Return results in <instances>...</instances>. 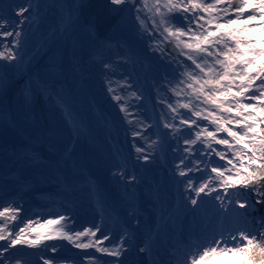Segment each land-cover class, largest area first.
I'll list each match as a JSON object with an SVG mask.
<instances>
[{"label":"snow or ice","instance_id":"1","mask_svg":"<svg viewBox=\"0 0 264 264\" xmlns=\"http://www.w3.org/2000/svg\"><path fill=\"white\" fill-rule=\"evenodd\" d=\"M141 2L143 8L139 7ZM107 3L114 13L135 12L134 18L145 31V21L140 13L147 9L159 16V24L153 26L162 27L160 35L165 40L174 38L175 46L181 49L180 54L191 61L194 67L186 69L182 73L186 79L179 81L184 85L181 91L187 90L185 94L189 100L179 106L191 111V116L196 119L181 117L179 123L191 128L197 125V120L203 119L209 122L212 130L200 127L195 139L184 140L187 146L184 151H190L200 141L205 149H209V156L215 154L226 163L209 161L207 178L202 176L199 184L182 168L178 175L186 178V189L191 193L188 200L192 206H199L200 200L208 197L216 202L217 213L234 212L236 223L242 217L246 224L243 228L220 227L202 233L185 245L173 264H264V213L252 216L249 211L255 212L256 205H264V0H213L210 4L203 0H152L151 4L149 0H107ZM38 7L32 0H22L18 4L0 0V37H13L12 42L0 51V60L11 63L19 58L15 49L23 34L22 26L29 21L26 14H31L34 19ZM230 11L234 18L224 19ZM12 12L18 19L11 18ZM246 12L250 14L245 16ZM174 13H192L190 18L185 16L189 26L185 28L174 23L177 18L170 15ZM192 24L196 25L195 29ZM7 27H12V31L3 30ZM109 67L104 64L105 69ZM108 91L113 93L114 100H120L111 87ZM131 95L137 96V93ZM201 104L205 107H200ZM169 108L173 113L177 112L172 105ZM120 111L127 112V108L121 105ZM175 127V124H164L165 129ZM221 133L225 134L222 138ZM132 135L137 137L141 133L133 131ZM213 142L224 146L231 156L213 148ZM135 151L139 154L138 159H149L143 154V148L135 147ZM196 170L203 171L198 165ZM129 180L134 181L135 177L131 176ZM240 209L245 211L241 213ZM19 211L18 207H4L0 210V218L7 224V221L17 219ZM65 221L64 216H59L37 223L36 227L29 221L15 232L0 226V241H6L0 256L17 246L38 248L44 245L56 252V247L46 242L62 239L76 249L94 248L96 252L113 257V264H123L121 257L129 250L125 247L128 243L126 233L111 247H104V242L111 238L108 235L98 238V226L95 230L74 231ZM82 238H87L86 242ZM138 251L148 256L152 254L151 245L141 246ZM176 251L173 248L169 254L175 255ZM41 259L42 264H55L54 258Z\"/></svg>","mask_w":264,"mask_h":264},{"label":"rangeland","instance_id":"2","mask_svg":"<svg viewBox=\"0 0 264 264\" xmlns=\"http://www.w3.org/2000/svg\"><path fill=\"white\" fill-rule=\"evenodd\" d=\"M87 1L88 0H38L37 4L40 5V10L45 13L44 17L40 16L39 12L35 14L34 19L31 18V14H26L29 16V22H26L27 24L29 23V33L23 34L25 38H19V45L15 49L19 58L11 63L0 60V62L2 61L3 63H7L8 66V69H5L4 71L3 69L1 70L2 66L0 64V73L2 74V87H5L4 90L6 91L7 95H9L10 100L5 101L3 96L6 95V93H2L0 91V105L3 102L5 105L6 103L8 104L11 102L18 108L17 99L23 92L22 95L26 97V100H24V105H20V110L17 109V111H15V115L20 113L22 114V117L23 115L27 116L25 110L31 109L38 116L37 121H35V127H38L39 125L40 128L44 130H50L52 127L54 130H57L56 140L54 141V144H50V146L56 148L55 154L53 155H56L57 158L63 157L67 152L63 148V145L57 143L63 140L66 142L67 134L63 127L64 123L62 122L63 117L60 115V108L51 105L53 104L52 102H54L52 98L50 100H41V97H39L40 94L36 91V89L33 90L32 86H26L24 88V85H19V83L15 84L17 79L16 72L34 70L30 67H33L35 63L39 65V68L36 69L37 71L41 69L42 65V72L40 71L39 74L46 80L42 81L44 85L47 84V81L50 82L54 78V72L57 74L61 71L60 81L62 82V89L60 90V88L55 86V97L64 94L65 89L69 86V91L67 94L70 92L71 94L68 97V103L65 105V107L72 117L74 115L77 116L74 122L80 127V138H77L78 144L75 146L73 151L74 158L72 163L69 164L70 166H68L67 171L79 174L83 173L81 168H89L101 176L105 190L109 191V188L112 189V192H115V186L112 185L111 177H108L107 174L108 169L111 170L109 167L111 166V161L108 159V144H106V142H104L105 140L99 137L100 135L97 134L101 132H97L96 130L95 115L97 120H99L101 115L104 116L100 104L104 106L107 99L111 101L115 110L119 112L118 118L122 121L123 132L126 133L124 130V123L131 130V144H141L138 147L143 148V154L149 157L146 162H152V156L154 155L153 147L150 145L154 143H151L152 141H150V136L148 135L149 131L147 129L148 123L146 124V120L149 119V117L143 112L145 109L140 108L141 112H139V109H135L133 106L134 99H131L132 95H129L128 97L125 96L127 92L133 91H126L124 86L127 89H131L132 84L126 71V59L123 55L119 56L117 54V50H121L122 54L128 56L129 62L133 61L132 64H140L141 69L145 73L144 78L148 80L146 91H148V93L154 99V102L159 109L162 124L171 122L170 120H167L169 112V117L171 118V114L174 115V123H178V125H181L179 123V117H183L184 119L190 118L189 115L191 111L187 112L186 116H184V112L187 109H182L180 112L181 107L179 105L184 103V100L187 101L188 96L185 94V91H187L186 89L185 91H181V89L184 88V85L180 84L179 81L185 80L186 77H184L182 73H184L186 69L194 66L191 65V61L187 59L186 55L180 54V48L179 54L176 55V57L165 52L163 47L165 41H172L175 44L177 41L172 37H169L168 40H165L164 36L160 35L162 32V27L155 28L153 26L154 23L157 25L159 24L160 17L154 15L153 12H148L147 9H144V11L140 13L141 18L145 21V29H147V31L142 29L139 22L134 18L136 15L135 12L125 11L122 13H114L111 11L112 14L117 16L118 20L107 34L108 40H104L99 44L97 42V32L94 29L93 19L87 25H83L82 23H79L81 20L77 18L79 6L86 3ZM6 2H8V0H6ZM151 2L152 0H149L150 4ZM203 2L205 4H210L213 3V0H203ZM46 3L48 4L49 8L43 9V7L46 6ZM111 7L112 6H110V8ZM124 7L127 8L128 6L125 5ZM139 7L143 8L142 2L139 4ZM49 9L50 12H48ZM46 12H48L47 15ZM249 14L250 12H246L245 16ZM170 15L176 16L177 19L174 23L178 25L182 24L185 28H187L189 25L185 20V16L190 18L193 14L174 13ZM197 15H204V13H197ZM231 18H234V13L230 11L228 16L224 17V19ZM200 23H203V21H200ZM191 27L195 29L196 25L192 24ZM164 35L166 36L167 34ZM27 39L28 46L25 48V42ZM182 39L186 40L187 37H183ZM11 42L12 41L9 39L0 42V51L4 50V45H9ZM72 57H74L75 60L77 58L79 69H82L80 77H84V84L78 81L80 77L76 72V65L71 62ZM84 61L86 63L90 62L89 68L84 66ZM49 63L54 64L55 67L54 70L47 72L46 69L49 67ZM105 63L110 65L108 69L104 68ZM94 65H96V67H94ZM29 71H26V73ZM58 79H54L53 85L58 83ZM109 81H111V84L108 83ZM22 84L25 83L23 82ZM78 86L79 88H77V90L80 94L79 96H77L75 91V88ZM109 87L114 90V94L116 96L120 97L119 101H116L112 98L113 93L108 91ZM91 100L94 101L93 103L98 105L96 112L93 110L94 104H90ZM121 105L127 108V112L120 111ZM169 105L175 107L177 112L173 113L171 108H169ZM202 106L204 107L205 105L201 104L200 107ZM2 110L3 108L0 106V112ZM94 112L96 114H94ZM22 123L25 124V121L22 120ZM86 123L87 126H85ZM21 127H23V125ZM184 127L186 129L189 128L187 125H184ZM200 127H209V130H212V126L207 120H203L200 125H196L195 127L192 126L191 129L187 130L196 133L200 130ZM161 130L164 131L165 128L162 127ZM2 131L3 127H1L0 122V132ZM133 131H139L141 135L133 137ZM224 135L225 134L221 133V138ZM52 137L53 136H49V139H52ZM164 139L167 142L173 141L174 132L172 131L167 133ZM198 142L200 144L198 147L204 148V145L201 144L200 141ZM179 147V149L177 146L175 148L177 150L184 151L182 146ZM186 147L187 146L184 148ZM173 149H171L172 152H174ZM57 152H61V155ZM47 153L49 154L48 156H52L50 151H47ZM134 154L136 156H133V158L136 161L138 160L139 162L142 160L138 159L137 152ZM194 154L198 155L197 153ZM201 160L202 159L200 157L192 159V165L190 168L191 173L195 171L199 176L207 173L208 169H210V164L208 166V164L205 162L203 165V162L201 164ZM142 162L145 161L142 160ZM225 163L226 161H224V164ZM53 165L56 164L51 163L49 166L53 167ZM72 165H74V170ZM87 165H89V167H87ZM197 165L203 171H197ZM154 166H156V164ZM175 167L178 168V164H176ZM35 169L39 171L38 167ZM46 169L47 167L40 169L45 170V174L41 178V181L47 185H51L53 182L51 179L53 173H48ZM57 169L54 170L55 173L57 172ZM154 172H149L148 174ZM33 173L34 170L31 172L32 176ZM47 175L49 177L45 178ZM73 178L76 179V175L73 176ZM117 197H119V195ZM115 198L116 197H114V199ZM205 200L207 202V209H202L200 214H198V218L203 214L204 216H202L203 218H200V224L188 223L187 226L189 228L187 229V232L189 234L196 233L199 231V229L203 228H206V230L210 232L220 227L243 228L246 226L245 222L242 220V217L239 218V223H236L237 217L234 212L228 213L227 215H221L216 211L215 201L208 197ZM136 202L137 200L134 201V204ZM199 206L201 207V204H199ZM244 211V209L239 210L241 213ZM131 216L136 215L132 214ZM8 223H15V220H9ZM36 224L37 222L34 220V225ZM7 229L10 231L8 226Z\"/></svg>","mask_w":264,"mask_h":264},{"label":"bare ground","instance_id":"3","mask_svg":"<svg viewBox=\"0 0 264 264\" xmlns=\"http://www.w3.org/2000/svg\"><path fill=\"white\" fill-rule=\"evenodd\" d=\"M8 2H13V3L18 4V3H21L22 0H8ZM37 2H38V0H32L33 4L37 3ZM39 7H40V5H39ZM47 8H49V6L46 3V6L43 7V9H47ZM38 12L40 13V16L45 15V13L43 11H41L40 9L38 10ZM48 12H50V9L48 10ZM48 12H46V15ZM10 16L13 19H18L15 17L14 12L10 13ZM22 27H23V34L29 33L28 32L29 23L28 24L25 23ZM3 30L12 31V27H7L6 29H3ZM0 31H2V30H0ZM23 34L21 37L25 38L23 36ZM6 39H9L10 41H12L13 37H8V38L0 37V42L5 41ZM27 46H28V44H26L25 48H27ZM178 50L180 51L179 48H178ZM117 54L119 56L120 55L124 56V54H122L121 52H118ZM49 64H50L49 67L46 69L47 72L54 70V67H55L54 64H52V63H49ZM2 68L4 71H5V69H8L7 63H3ZM54 77H59V73L55 74V72H54ZM30 78H31V74H30L28 80H30ZM24 79H25V76L20 75L18 77V79L15 81V84L19 83L21 80H24ZM78 81L84 84V77H80L78 79ZM77 88H79V86L75 88L77 96H79L80 94L78 93ZM84 92H86V91H84ZM40 93L41 94L39 97H41V100H46V99L50 100L52 98V100L54 102H52L53 104H51V103L50 104L52 106L60 108V110H59L61 112L60 115H61V117H64V119L62 118V120L64 122L63 127L66 129L70 128L71 124H68L69 120L65 119V117H67V115H68V111L65 109L64 105L59 102L60 100H58L57 97H53L47 91H42ZM85 95H86V93H85ZM93 102L94 101L91 100L90 104L91 105L94 104L93 110L96 112V108H98V105L96 103H93ZM186 102L187 101L184 100V103H186ZM153 104H156L154 102V99L148 100V99L140 97V96H138L136 98V105L139 108L147 109ZM182 109L183 108H180V112L182 111ZM95 112H94V114H96ZM187 112H189V110H186L184 112V116L187 115ZM169 115H170V112L167 116V120H170ZM116 116H119V114H117ZM149 117L150 118L147 119L148 122L146 120V124L148 123L150 125V127L153 129L152 131L148 132V135L150 136V141H152L151 143H154V144H150V145L153 147V153L155 152L154 153L155 155L152 156V158L154 159V162H152V164L157 165V171L154 173H151V174L156 181V186L158 187V189L161 192L165 189V185L167 183H169V185H170V192H169V195L167 197L168 208L166 210V216L164 218L163 224L168 229H172L175 232H179L181 225L184 228L188 229L189 228L187 226L188 223L200 224V222H199L200 218H203L202 216H204V214L199 218H198V214H200V211L202 209H204V210L207 209V207H206L207 202L205 200L207 197H204L200 200L201 207L200 206H192L190 204L188 197L191 195V193L189 190L186 189V178L180 177L178 175V171L180 170V167L184 171L188 172V169L191 168L193 158L200 157L203 160V161L201 160V164L203 162V165H204V163L206 162V164H208V166H209V161H212L215 164H220L218 162V161H220V159H219V157L215 156V154H212L211 156H209L207 154L209 152V149H206V153H204L200 147H197L194 145L191 147V150L189 152H185L183 150H181V151L177 150L175 148L176 146L178 149L180 148L179 146H182V148L185 149L184 147L186 145L184 144V140L186 138L195 139V133H193V131L187 130V129H191V128L186 129L183 125H178L172 121V122H170V124H175L176 127L172 128V129H165L164 131H162L158 126L154 127L152 117H155V116L150 114ZM189 117L191 119H196L195 117L191 116V113H190ZM95 120H96V130H97V132H101V133H97V134H99L100 135L99 137H101L105 140L104 142H106L108 144V139H109L110 143L117 142L121 146H126L127 144H131V140H129L128 135L125 132H123V130H122V121L121 120H115L114 118H112L110 120V119H108V117L106 115H104V116L101 115L99 120H97V117L95 115ZM202 121H203V119H200L199 122H197V125H200L202 123ZM164 124H163V127H164ZM28 125H30V124H28ZM85 126H87V123L85 124ZM195 126H193V127H195ZM177 129H179V131H177ZM34 130L35 129L33 127H28L26 130L23 131V135L21 136V139L25 140L26 139L25 135L28 134L29 132L34 131ZM172 131L174 132V140L171 141V143H169V144H163L162 137L164 138L167 133H170ZM38 143L39 144H52L53 142H51V140H49L48 142H46L44 140H38ZM27 144H28L27 146H24V144H23L22 147H24V148L30 147L31 148L32 142L29 141V142H27ZM57 144L63 145V148L66 150V146L64 145L65 144L64 140L59 141V143H57ZM133 146L138 147L139 145H128V151H130ZM211 146L213 148H216L218 151L226 152V154L229 157L231 156V153H227V150L225 149L224 146L216 145L214 142L212 143ZM171 149H173V151L177 152V153L172 152ZM124 150H126V149H123L122 151H124ZM132 150H134V147L132 148ZM194 153H197L198 155H195ZM7 157L8 156H5L4 158H0V163L6 162L5 159ZM205 158H207L208 162L205 160ZM67 159H68L67 161L71 164L73 158L71 156H69V157H67ZM182 159L184 161L183 164H181ZM139 160H141V159H139ZM38 163L47 167V170L52 172V173H55L54 170L57 169L56 165H53V167H52V166L47 165L45 162H38ZM176 164H178V166H180V165L181 166L177 168V167H175ZM187 164H189V165H187ZM87 167H89V165H87ZM109 167L111 168V166H109ZM105 172H107V171H105ZM108 172H115V170H108ZM144 173H146V174L149 173V168L146 166L144 167V172H140L138 174H144ZM188 175L194 180L195 183L197 182V184L201 182L200 178L202 176L204 178H207V173H204L202 176H199L195 171H193L192 173L188 172ZM135 181L138 183V181L136 179H135ZM144 181H147V179ZM51 202H52V200H51ZM50 204L51 203L48 204V207L50 206ZM27 206H30V205H27ZM249 211H250V215H252L253 212L251 210H249ZM204 221H206V220H204ZM155 227H156L155 223H152V225L150 226L151 237H152V242H153L151 244V248H153L154 251H156V253L161 255V256L170 255L169 254L170 251L173 248H175L177 251H176L175 255H173V256L177 259L181 255V250L185 247V246H183L185 244H181L180 240L174 241L173 238L170 236L171 231L164 232V233L169 234V235H166V242L161 240V239H156L155 234H154L155 233ZM164 231H165V229H164ZM206 231H207L206 228H203V229H199V231L196 233H192L191 234L192 239H189L186 243H188V244L192 243L196 238H199L201 236V234L206 232ZM140 232H142L143 234L146 235L147 230L146 231L141 230ZM126 234H127V236L130 235L131 231H128Z\"/></svg>","mask_w":264,"mask_h":264},{"label":"water","instance_id":"4","mask_svg":"<svg viewBox=\"0 0 264 264\" xmlns=\"http://www.w3.org/2000/svg\"><path fill=\"white\" fill-rule=\"evenodd\" d=\"M78 18L83 20V25H87L89 20L94 18V28L98 37L107 35L117 21V17L111 13L107 0H88L80 5ZM163 47L165 52L174 57L179 54L178 48L172 41H165ZM103 107L111 116L118 114L109 99H107Z\"/></svg>","mask_w":264,"mask_h":264},{"label":"trees","instance_id":"5","mask_svg":"<svg viewBox=\"0 0 264 264\" xmlns=\"http://www.w3.org/2000/svg\"><path fill=\"white\" fill-rule=\"evenodd\" d=\"M102 40H108V36L106 38H103ZM86 64H90L89 63H86ZM131 95V93H130ZM245 102H251V101H245ZM133 105H136L135 101H134V104ZM205 107V106H204ZM136 109H139L138 106L135 107ZM139 112H141V110L139 109ZM200 120V119H199ZM199 120H197V122H199ZM148 125V124H147ZM149 126V125H148ZM150 129V128H149ZM217 158V157H216ZM218 159V158H217ZM220 164H224V161L223 160H220L218 161ZM253 202H254V198H253ZM257 211L253 212L252 216H258L260 215L261 213H264V205H256L255 206ZM249 230H251V228H249Z\"/></svg>","mask_w":264,"mask_h":264}]
</instances>
